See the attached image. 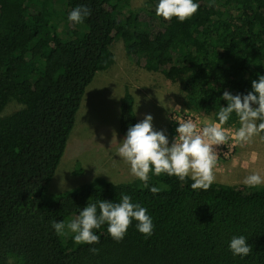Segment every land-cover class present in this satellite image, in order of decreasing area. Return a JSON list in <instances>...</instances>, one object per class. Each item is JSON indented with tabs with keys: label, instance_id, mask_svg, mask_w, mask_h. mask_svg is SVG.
I'll list each match as a JSON object with an SVG mask.
<instances>
[{
	"label": "trees",
	"instance_id": "1",
	"mask_svg": "<svg viewBox=\"0 0 264 264\" xmlns=\"http://www.w3.org/2000/svg\"><path fill=\"white\" fill-rule=\"evenodd\" d=\"M158 2L123 13L129 0H0V264H264V184L215 181L207 191L193 190L190 176L181 181L153 171L148 188L138 178L115 183L98 176L47 193L87 86L115 63L116 39L129 57L145 58L146 71L181 83L183 109L214 122L227 106L224 91L246 95L264 75V0H194L198 11L183 22L157 16ZM80 5L91 14L77 24L68 16ZM11 100L21 107L2 115ZM135 124L134 97L125 88L120 133ZM236 124L233 113L223 127ZM152 186L162 190L153 194ZM121 193L147 209L151 236L133 220L117 242L106 223L93 230L99 243L87 245L51 226L67 224L88 203L119 202ZM240 235L252 245L245 257L229 249Z\"/></svg>",
	"mask_w": 264,
	"mask_h": 264
},
{
	"label": "clouds",
	"instance_id": "2",
	"mask_svg": "<svg viewBox=\"0 0 264 264\" xmlns=\"http://www.w3.org/2000/svg\"><path fill=\"white\" fill-rule=\"evenodd\" d=\"M198 8L199 4L194 0H159L156 15L165 20L176 17L183 22L191 18ZM90 14L91 9L87 5H80L70 12L68 19L79 24ZM222 99L227 101V106H222L216 113L218 122L205 123L201 128L191 119L178 121L177 135L171 145L164 130H154L153 117L146 114L141 122L129 127L121 146L116 150L118 156L130 165L131 174L141 180L145 188L149 187V173L154 171L156 176L167 174L181 181L190 176L194 181L191 184L193 190L207 191L216 179L214 169L218 155L214 146L226 145L230 139L239 144L249 143L253 137L264 133V75L252 81V91L246 95H233L224 91ZM233 113L240 123V127L234 131L223 127ZM256 158L253 155V161ZM243 183L255 188L264 184V177L253 172L245 177ZM161 190L156 186L150 188L153 194ZM133 220L137 222V230L145 237L152 235L154 224L147 209L139 203H133L129 195L121 193L119 202L100 199L88 203L77 218L67 224L62 220L52 221L51 226L58 235L74 233L77 244L93 245L100 241L94 229L107 223V232L119 242L125 237ZM247 241L243 235L232 237L229 249L234 256L251 254L252 245ZM90 251L96 254L99 250L93 247Z\"/></svg>",
	"mask_w": 264,
	"mask_h": 264
},
{
	"label": "rangeland",
	"instance_id": "3",
	"mask_svg": "<svg viewBox=\"0 0 264 264\" xmlns=\"http://www.w3.org/2000/svg\"><path fill=\"white\" fill-rule=\"evenodd\" d=\"M62 2L55 5L59 14L64 6ZM141 7L148 8L147 0H129V6L123 13ZM22 10H26V6L17 8L14 14ZM111 50L115 63L106 70L98 71L86 88L92 86L83 95L65 151L47 187L49 195L88 185L98 176L115 183L136 178L130 172V165L116 152L125 138L119 130V101L125 88L134 97L136 123L150 114L153 129L164 130L169 145L177 135L176 130L171 135L169 128L174 122L177 129L179 117L181 121L191 119L201 128L205 123L214 122L208 116L199 114L197 118L194 116L197 113L183 109L181 83L168 80L161 72L146 71L143 67L145 58L126 55L122 39H116ZM20 107L19 103L11 100L1 114L7 115ZM239 127L240 123L225 128L234 131ZM227 144V151L226 145L214 146L218 155L214 169L216 182L242 185L245 177L253 172L264 177V140L259 135L249 143L239 144L230 139ZM253 155L257 157L255 161ZM75 218H68L66 223ZM66 235L70 240L75 234L67 232Z\"/></svg>",
	"mask_w": 264,
	"mask_h": 264
},
{
	"label": "built area",
	"instance_id": "4",
	"mask_svg": "<svg viewBox=\"0 0 264 264\" xmlns=\"http://www.w3.org/2000/svg\"><path fill=\"white\" fill-rule=\"evenodd\" d=\"M195 113H196V112H195ZM194 116L198 118V117H199V114H198V113H197V114H194ZM178 121H181V118H180V117L178 118L177 122H178ZM172 124H173V126L176 125L174 122H172ZM228 145H229V144H226V147H225L226 151L228 150ZM223 150H224V148H223L221 151L223 152Z\"/></svg>",
	"mask_w": 264,
	"mask_h": 264
},
{
	"label": "crops",
	"instance_id": "5",
	"mask_svg": "<svg viewBox=\"0 0 264 264\" xmlns=\"http://www.w3.org/2000/svg\"><path fill=\"white\" fill-rule=\"evenodd\" d=\"M92 81H93V80H92ZM92 81H91V83H92ZM91 83H90V84H91ZM90 84H89V85H90ZM87 87H88V86H87ZM91 87H92V86H91ZM91 87H89L88 89H90ZM123 87H124V86H123ZM123 87H122V88H123ZM88 89H87V90H88ZM87 90L85 91V93L87 92ZM85 93H84V94H85ZM122 93H123V91H122ZM122 93L120 94V92H119L120 97H121ZM122 136H123V135H122ZM123 137H124V136H123ZM100 177H101V176H100Z\"/></svg>",
	"mask_w": 264,
	"mask_h": 264
}]
</instances>
